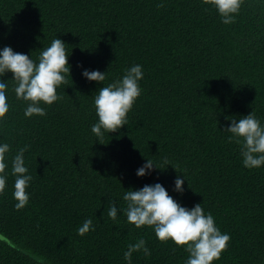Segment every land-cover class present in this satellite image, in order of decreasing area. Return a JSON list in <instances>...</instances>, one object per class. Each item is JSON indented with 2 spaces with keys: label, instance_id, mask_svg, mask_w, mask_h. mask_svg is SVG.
Wrapping results in <instances>:
<instances>
[{
  "label": "trees",
  "instance_id": "trees-1",
  "mask_svg": "<svg viewBox=\"0 0 264 264\" xmlns=\"http://www.w3.org/2000/svg\"><path fill=\"white\" fill-rule=\"evenodd\" d=\"M56 37L71 71L46 115L26 118L12 73L0 77L9 104L0 142L10 145L9 162L27 146L33 177L29 203L16 210L6 169L0 264H127L123 253L138 238L150 255L135 252L131 264H184L183 246L135 228L122 211L125 190L156 182L186 208L201 203L230 235L213 264H264V166L244 167L225 131V117L251 111L264 123V0H242L227 25L206 0H0V48L36 59ZM134 64L144 75L127 124L97 137L95 92ZM84 69L106 79L90 82ZM146 159L161 169L139 178ZM178 174L186 178L182 194L174 191ZM87 218L95 231L81 236Z\"/></svg>",
  "mask_w": 264,
  "mask_h": 264
},
{
  "label": "clouds",
  "instance_id": "clouds-1",
  "mask_svg": "<svg viewBox=\"0 0 264 264\" xmlns=\"http://www.w3.org/2000/svg\"><path fill=\"white\" fill-rule=\"evenodd\" d=\"M206 2L211 4L222 23L227 25L235 21L242 0ZM69 56L65 42L58 37L52 39L48 46L42 47L36 59H33L32 55L16 52L10 46L0 48V77L12 73L10 80L15 82V95L17 99L26 102V118L46 115L44 105L50 106L60 99L57 88L65 82L66 75H70ZM143 75L142 66L134 64L126 68L120 78L98 88L93 97L97 117L91 126L93 134L102 137L105 132H116L127 124V115L141 95L140 81ZM82 76L90 82L99 83L106 79V73L99 70L84 69ZM7 87V82L0 79V118L9 111ZM225 119L230 121L225 131L230 134L229 140H234L239 145L243 166L248 169L264 166V123L261 119L254 111L239 118L229 116ZM26 150L27 146L19 147L9 162L10 145L0 142V194L7 187L9 172L6 169L10 166V173L14 177L12 197L16 201V210L25 208L30 199L27 189L33 177L25 161ZM164 163L168 164L167 161ZM154 167L161 169L152 160L146 159L137 169V177L151 175ZM185 180L183 174L176 176L175 192L183 193ZM123 200L126 202V208L122 211L127 222L137 229L149 226L159 241H171L176 246H183L188 254L184 264H213L228 246L230 235L221 232L213 215L205 213L201 203L190 209L186 208L169 195L159 182L146 184L139 189L125 190ZM117 214V204L111 202L107 215L115 221ZM89 230L95 231L91 218L85 219L77 228L81 236ZM135 252L150 255V249L143 238L127 245V250L123 253L127 264H131Z\"/></svg>",
  "mask_w": 264,
  "mask_h": 264
}]
</instances>
